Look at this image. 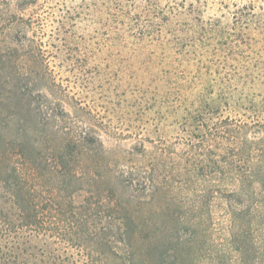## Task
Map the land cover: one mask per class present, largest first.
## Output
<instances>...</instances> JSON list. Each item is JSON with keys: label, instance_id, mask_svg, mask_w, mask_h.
<instances>
[{"label": "rangeland", "instance_id": "1", "mask_svg": "<svg viewBox=\"0 0 264 264\" xmlns=\"http://www.w3.org/2000/svg\"><path fill=\"white\" fill-rule=\"evenodd\" d=\"M0 44L11 154L22 142L42 162L58 142L50 128L86 133V152L70 168L83 179L69 178L66 189L32 169L13 174L7 194L0 181V264H129L119 225L92 207L99 191L125 202L117 178L148 163L168 185L152 207L164 204L169 216L141 217L155 225V263L179 264L188 222L204 217L209 228L199 227L194 249L220 248L221 195L200 196L240 162L237 144L263 136L264 0H0ZM252 146L255 160L261 148Z\"/></svg>", "mask_w": 264, "mask_h": 264}, {"label": "trees", "instance_id": "2", "mask_svg": "<svg viewBox=\"0 0 264 264\" xmlns=\"http://www.w3.org/2000/svg\"><path fill=\"white\" fill-rule=\"evenodd\" d=\"M1 2L6 4L8 0H1ZM6 54L7 52L3 51V45L0 44V78L8 76ZM54 119L55 116L49 120ZM5 121L8 124L12 121L11 114H0V181L5 185L2 187V191L5 190L6 194L14 185L11 180L13 174H25L29 169L37 174L42 173L44 177L52 180L54 178L62 179L65 189L69 185V178L83 179V176L80 177L77 172L72 174L70 168L71 162L76 161L77 155H82L84 150L86 152V143L84 142L86 133H82L76 139L75 137L71 138L69 134H60V131L50 128L49 134L52 142L55 140L58 142L50 145L51 157L40 162L36 157L29 155L22 142L16 145L18 153L11 154L10 148L13 145L9 142L10 140L7 141L3 138V132L8 127H4ZM260 132L263 133V136L259 140H245L236 145V153L240 162L234 161L228 164L225 167L226 172L223 170L222 176L219 178L221 186L207 185L206 190L200 196L201 200L209 201L215 194L221 195L226 223L219 232L222 240L220 248L208 256L201 248L195 250L194 241L198 235L199 227L209 228V226H207L205 217L198 220L197 223L196 221L188 222V230L186 229L184 234V250L180 251L182 260L179 264H203V259H205V264H264V128ZM252 145L261 148L255 160H252L249 152ZM32 150L39 153V149L35 147ZM88 150L92 154L97 153L90 148ZM95 159L98 157L90 154V167L93 166L94 170H99L101 164H98L99 161ZM208 160L210 161V159ZM208 160L207 162H209ZM146 169L147 171L142 173L139 168L131 167L122 177L117 178L119 182L117 186L124 192L125 202L117 199L112 190L110 191L112 195L108 194L109 190L99 191L100 195L98 198L96 197L97 202L92 207L94 211L100 207L105 208L107 218L119 225L117 234L120 237V242L124 243L129 264H157L154 261L155 258L151 256V254L159 256L153 240L155 225L151 219H141V217L145 212H148L150 218L159 214L169 216V207H165L164 204L156 209L152 207L157 196L165 192L168 185L160 179V175L157 174L159 168L156 165L148 163ZM196 180L201 181V179ZM204 181L212 183V181ZM20 191L22 196L18 202L28 204L27 195L23 193V190ZM69 195H64V198L58 196L57 204L52 205L51 209L58 207V203L62 204L61 200L63 201ZM26 217L24 220L27 219L29 222H35L37 219L36 216L29 214ZM111 227L114 228V226ZM201 231L203 233V229ZM167 232H163L166 237L168 236ZM211 234L212 232H210ZM114 238L111 237V241L106 242L110 245V251L115 250L113 247L115 245ZM145 243L148 246V251L153 249L154 253L150 251L146 253L141 250L140 245ZM196 252H201V255H194Z\"/></svg>", "mask_w": 264, "mask_h": 264}]
</instances>
